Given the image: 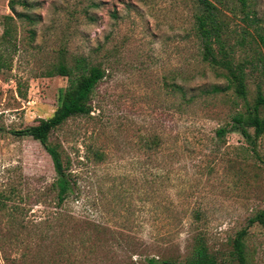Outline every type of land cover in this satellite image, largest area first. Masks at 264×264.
<instances>
[{
  "label": "rangeland",
  "instance_id": "obj_1",
  "mask_svg": "<svg viewBox=\"0 0 264 264\" xmlns=\"http://www.w3.org/2000/svg\"><path fill=\"white\" fill-rule=\"evenodd\" d=\"M8 3L0 0V53L8 61L0 69V193L21 212L11 222L0 208V264H48L53 244L62 236L73 240L82 226L81 209L103 231L92 252L72 242L66 264H144L145 255L156 264L181 262L198 236L219 264H234L230 240L264 209V132L250 146L230 128L243 100L231 88L211 90L226 81L204 51L197 0L14 3L33 21L16 16ZM254 9L264 28V0H255ZM236 15L221 11L222 48L219 42L211 48L217 57L224 49L243 69L251 101L257 87L264 90L257 36L263 32L246 29ZM80 57L103 76L88 115L70 116L50 133L79 189L62 206L77 225L57 226L51 161L36 140L11 131L52 114L66 78L49 71ZM220 127L226 130L218 137ZM151 136L159 144L148 150ZM87 145L104 159L84 158ZM38 221L41 230L34 229ZM242 245L246 264H264L261 226H248Z\"/></svg>",
  "mask_w": 264,
  "mask_h": 264
},
{
  "label": "trees",
  "instance_id": "obj_2",
  "mask_svg": "<svg viewBox=\"0 0 264 264\" xmlns=\"http://www.w3.org/2000/svg\"><path fill=\"white\" fill-rule=\"evenodd\" d=\"M197 2L196 25L204 38V51L209 61L219 64L224 70L222 77L226 81L223 87L212 85L211 90L218 91L223 88H231L235 96L243 100V107L234 111L230 117L229 125L230 128L236 129L243 136L247 144L252 146L255 138L264 132V90L257 87L251 101H248L246 98L247 91L243 69L237 63H234L232 58L227 56L228 53L224 49H220V56L217 57L211 47L213 42H219V46L222 48L219 34L220 31H223L222 28L225 26V22L219 17L221 11L235 17L237 13L241 14L239 18L246 29L263 32H258L257 36L263 47V51L259 54V57L263 60L262 72L264 75V28L261 27L260 19L256 16L254 9L255 0H197ZM14 3L25 8L28 6L27 0H9V9L18 17H22L28 21L34 20L26 13L15 12ZM6 18L10 19V16H6ZM2 33L6 34L7 29L5 28ZM7 66L8 61L0 53V69ZM49 73L66 78V85L59 94L57 106L52 114L46 118H38L34 124L27 125L18 130H12L11 132L17 136H29L36 140L49 157L54 176L48 184V189L54 192L55 201L53 204L57 209L54 210V217L52 219L54 218L58 226L62 223H76L70 210L64 209L62 206L66 203L69 196H77L79 189L75 185L76 174L69 170V159L63 156L60 146L49 139L50 133L70 116L79 114L88 115L90 111V95L97 81L103 76V69L97 65L87 64L80 57L79 59H74L71 64L60 62L52 65V71H49ZM172 87L179 90L184 97V93L178 85L174 84ZM185 100L192 101V96H188ZM225 130L224 127L217 128L215 134L221 137ZM249 130H251V133H249ZM146 140L148 142L145 141L144 145L148 150H152L159 144V138L156 136H151L150 140ZM104 155V152L90 145L85 146L84 158L92 162H101L104 159ZM262 162H264V159ZM8 198H10L9 195L0 193V208L5 209L3 214L7 215L8 220L12 222L15 219H19L18 216L20 215L21 208L17 204L7 206L5 200ZM94 204V199H92L91 206L93 207ZM83 206L87 208L89 205L85 203ZM85 211V209H81L84 219H81L82 226L77 229L73 240L69 236H62L63 239L61 241L53 244L55 248L54 252L50 254L48 264H66L69 261L68 254L71 250L70 245L72 242L79 249L86 250V253L93 251L94 242L98 244L97 240L103 231L102 225L93 224L92 219L85 215ZM38 223L39 221L34 224V229L36 230L39 227ZM254 223L264 229V209L253 213L247 219L246 225L238 229L230 240L229 252L231 259L235 262L234 264H246L243 258L242 239L246 235L247 227ZM44 227H39V230ZM19 230L22 231L23 228ZM61 233L63 235V232H60V236ZM191 241L190 248L183 261H168L161 264H219L214 254L208 250L201 236L194 237ZM142 261L144 264H156L157 262L153 255H145Z\"/></svg>",
  "mask_w": 264,
  "mask_h": 264
}]
</instances>
